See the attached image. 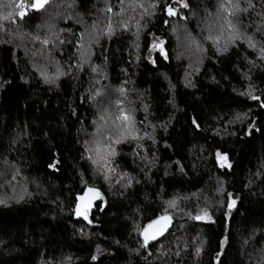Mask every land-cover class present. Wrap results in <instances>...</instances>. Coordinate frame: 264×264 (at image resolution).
<instances>
[{"label":"trees","instance_id":"1","mask_svg":"<svg viewBox=\"0 0 264 264\" xmlns=\"http://www.w3.org/2000/svg\"><path fill=\"white\" fill-rule=\"evenodd\" d=\"M175 1L142 0L134 19L127 18L133 8L121 18L129 31L113 24L87 50L96 73L78 56L90 28L133 0H43L36 7L33 0L27 15L23 9L25 25L0 23V192L11 196L0 205V264H264V58L248 39L223 52L207 44L187 86V64L172 55L167 9ZM253 2L264 28V0ZM50 6L63 23L50 49L63 73L52 84L23 65L2 34L34 32ZM141 16L140 49L130 29L144 25ZM252 16L242 23L254 27ZM155 38L165 55L152 53ZM119 91L132 98L127 106L141 139L119 143L111 164L94 163L86 134L100 105H113ZM18 188L27 191L19 201ZM81 196L91 201L87 220L75 217ZM164 216L173 219L170 229L145 247L142 231Z\"/></svg>","mask_w":264,"mask_h":264},{"label":"rangeland","instance_id":"2","mask_svg":"<svg viewBox=\"0 0 264 264\" xmlns=\"http://www.w3.org/2000/svg\"><path fill=\"white\" fill-rule=\"evenodd\" d=\"M192 1L193 4H191V6L186 1H175L173 6H171L175 11V14L171 15L172 30L170 34L174 44L172 55L176 63L180 65L187 64L186 68L184 67V82L187 86L191 85L194 75L200 71L204 64L207 54L205 52L207 44H211L214 50L223 52L234 47L239 42H243L242 39L249 40L250 38L251 43L259 47L257 49L260 50L259 53L264 58V28H262V26L260 27L263 23L262 15L259 12V7L254 4L253 0H232V3L227 4L224 9L221 7L222 0ZM237 2L239 4V9L235 7ZM21 3L26 6L24 10L27 15V10L33 5V0H0V23L4 22L6 24H11L12 22H17L22 26L25 25L27 21L25 12L21 17L19 14L21 9L17 7V5ZM138 3L141 5H138ZM155 6L156 2L152 6L151 3L150 6H147L149 14L145 12L146 17L144 19L148 17L151 19V11ZM132 8V14L127 16ZM144 8L145 6H143L142 0H133L132 3L123 2L119 12L114 16V19L110 18L107 20L106 17L104 18L103 16V22L105 24H103L100 29L96 27L90 28L95 29V32L90 36V41L86 46L80 50V54L78 55L80 62L83 65L86 64L87 67H93L94 73H96L95 69L98 68H95V64L93 63L94 55L89 54L87 50L96 45L101 36H110L113 24L118 26L117 30L125 29L129 31L128 25H126L127 21L125 20L122 22L121 18L127 16V18L134 19L132 17L133 14L138 13L139 10ZM50 10H54V8L50 6L40 14L34 32L30 28L27 30L24 28H18L16 30L10 28L7 30L5 29L2 34L4 38L5 36H10L9 42L15 45L16 57L17 53L21 55L22 62L21 60L20 62L23 65L28 64L35 73L34 75L52 84L56 83L63 73L59 60L55 59L53 53L50 52V49H52L54 45L58 46L57 43H60V31L58 27H62L63 23H58L59 19L55 17V15L60 16L58 9L56 10L58 14L55 15L49 12ZM189 10L190 12H188ZM8 12H12L13 15L9 19L4 20L2 17L7 15ZM111 12L114 13L113 10ZM229 13H234V15H229ZM250 14H253L254 17H252L255 18L254 27L242 23L243 18H247ZM143 16H141V20L138 21L144 25H136L135 29H130L134 33H132L133 37L138 42L140 49L142 38L140 35L143 30H147V22L144 21ZM229 20L235 25V29L239 33L240 38L228 42L227 46H225V42L230 35L229 25L227 23ZM241 23L244 29L241 28ZM39 26L40 30H38ZM258 26L259 30H257ZM0 28H2L1 25ZM255 36L257 38H255ZM217 38H219L218 43L214 42ZM163 44V40L155 38L153 45H156V47L152 48V53L161 52L165 55V50L162 47ZM117 93L119 95H117V101L113 102V105L112 101L108 105L106 104V101L112 95L106 94L101 97V100L106 103H103L102 108L100 105L98 110V115L99 113L100 115L97 117V122L91 132H87L86 134L87 154L95 163H101L103 165L111 164L109 158L111 155L115 154L116 147L119 143L122 144L130 140H138L141 137L142 129L138 127V121L135 116L136 111L130 106H127V104L133 103L132 98H127L123 92L119 91ZM253 94L254 92L252 91L251 95ZM114 96L116 95L114 94ZM144 110L146 113L145 107ZM124 115L131 117V123L122 119ZM238 118L244 119L245 115H239ZM145 126L152 133V129L146 124ZM149 137L151 138V135ZM18 183L19 181L17 179L13 181L15 186L10 190L8 189L9 194H13L15 188L18 187ZM19 187H21V185H19ZM23 189L25 188H18L13 195L17 201L25 198L27 191ZM7 196L11 198V196L0 192V201H3L0 202V205L9 203V201H7ZM177 204L178 202L174 201L175 207ZM254 259H257V254L253 255L252 260Z\"/></svg>","mask_w":264,"mask_h":264},{"label":"snow or ice","instance_id":"3","mask_svg":"<svg viewBox=\"0 0 264 264\" xmlns=\"http://www.w3.org/2000/svg\"><path fill=\"white\" fill-rule=\"evenodd\" d=\"M42 2H43V0H35V3H34L33 6H34V7H36V6H42ZM177 2H179V0H177ZM230 3H232V0H222V3H221V7H222V9L226 8V5H227V4H230ZM17 7L21 9V11H20V15H21V17H22L23 14H24L23 9H24L26 6L23 5V3H21V4L17 5ZM235 7H236L237 9H239V4H238V2L236 3ZM167 10H168V13H169L170 15H174V14H175V11H174L173 8L169 7ZM12 15H13L12 12H8L7 15H4L2 18H3L4 20H7V19H9ZM229 15H234V13H229ZM227 23H228V25H229L230 35H229V37L227 38V40H226V42H225V46H227V43H228V42H230V41H234V40L240 38V35H239V33L236 31V29H235V25L232 23V21L229 20V21H227ZM218 39H219V38H217L216 40H214V42H217V43H218ZM249 44H250L251 47H255V45L251 43L250 38H249ZM153 47L155 48L156 45H153ZM249 95H251V93H249ZM251 98H252L253 100H259V99H260L259 97L254 96V95L251 96ZM261 106L264 107V103H262ZM122 119H124L125 121H128L129 123H131V117H129V116H127V115H124V116L122 117ZM117 142H118V141H117ZM93 162L95 163V161H93ZM93 191H94V190L91 189V188L88 189V192H93ZM96 196H99V193H96ZM80 200H81V201H85V197H84V196H81V197H80ZM0 202H3V201H0ZM234 203H235V201L233 200V204H234ZM90 206H91V201H90V200L85 201L83 207H81L80 205H78L77 208H76V213H77V215H83L84 219L87 220V219H88V211H89ZM170 206H174V202H170ZM229 207H231V205H229ZM195 218H196V219H200L201 217L197 216V217H195ZM168 219H169L168 217H161L160 220L154 221L152 224H149V225L144 229V233H143V234H144L145 243H147V241H148V239H149V230L152 229L153 226H154L155 224H159L161 220H168ZM165 227H166V225H165ZM162 231H163V229H161V232H162ZM152 238H153V239L155 238V233L152 234Z\"/></svg>","mask_w":264,"mask_h":264},{"label":"water","instance_id":"4","mask_svg":"<svg viewBox=\"0 0 264 264\" xmlns=\"http://www.w3.org/2000/svg\"><path fill=\"white\" fill-rule=\"evenodd\" d=\"M82 204H83L82 201H79L78 204H77V206L80 205L82 207ZM92 207H93V205H92ZM79 216L80 215H77V213L75 211V217L77 218ZM164 217H168L169 219L168 220H161L159 224H155L153 226V228L149 230V239H148L147 243H145V239H144V234H143L144 233V230L142 231L141 238H142V240L144 242V246L145 247H149L157 239H159L160 237L164 236L168 232V230L170 229V227H171V225L173 223V219L170 216H164ZM160 218L157 219V220H160ZM197 220H199V219H197ZM152 223H150V224H152ZM165 225H166V227H165ZM161 229H163L162 232H161ZM153 233H155V238L154 239L152 238V234Z\"/></svg>","mask_w":264,"mask_h":264}]
</instances>
